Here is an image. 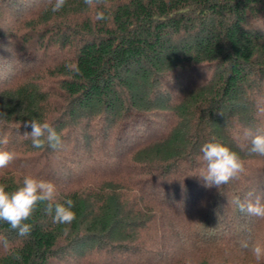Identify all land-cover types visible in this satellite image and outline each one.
<instances>
[{"label": "trees", "instance_id": "1", "mask_svg": "<svg viewBox=\"0 0 264 264\" xmlns=\"http://www.w3.org/2000/svg\"><path fill=\"white\" fill-rule=\"evenodd\" d=\"M106 6L110 18L96 21L83 0L56 13L49 0H0V149L16 153L0 183L50 180L76 213L57 224L39 206L27 238L0 223L11 242L0 264H182L174 254L219 227L226 244L257 242L264 220L231 200L264 201V156L241 149L242 129L264 128V0ZM31 119L50 123L65 147L33 148ZM212 138L246 169L219 190L197 176Z\"/></svg>", "mask_w": 264, "mask_h": 264}, {"label": "clouds", "instance_id": "2", "mask_svg": "<svg viewBox=\"0 0 264 264\" xmlns=\"http://www.w3.org/2000/svg\"><path fill=\"white\" fill-rule=\"evenodd\" d=\"M53 13L61 11L67 0H49ZM87 8L95 10V20L105 21L110 18L106 11V0H83ZM47 10V9H46ZM69 70L79 72L74 65H66ZM257 115L264 117V97L257 101ZM6 116L0 113V126L6 123ZM31 127L30 133H25V138L31 139L32 147L41 149L45 146L53 150H62L65 145L55 128L48 122L31 119L24 124ZM243 137L249 144L241 145L242 150L249 154L264 156V128L253 131L250 128L241 130ZM7 137L0 139V144L6 145ZM199 162L201 167L197 176L205 182V187H215L218 190L231 181L239 179L245 173V163L240 154L232 148L212 138L200 148ZM16 159V153L0 149V170L6 169ZM7 185L0 183V223L7 224L16 232L18 237L27 238L31 235L33 226L29 221L39 206L44 205V211L52 216L53 223L71 225L76 219L73 210L75 202L66 199L63 203L57 202L58 189L54 182L42 179L31 174L25 175L22 184L14 191L6 190ZM254 193H247L245 198L235 196L231 204L242 213L264 220V201ZM240 247L248 249L253 257L254 264H264V244L259 242L241 241ZM0 248L5 252L11 251V242L6 236H0ZM21 259L19 255L15 257Z\"/></svg>", "mask_w": 264, "mask_h": 264}, {"label": "rangeland", "instance_id": "3", "mask_svg": "<svg viewBox=\"0 0 264 264\" xmlns=\"http://www.w3.org/2000/svg\"><path fill=\"white\" fill-rule=\"evenodd\" d=\"M262 229L260 239L257 242L264 244V225ZM222 232L219 227L218 230H213V233H217L218 237L214 236L213 233H209L201 243L194 245L195 248L194 246L189 247L187 244L184 252L176 253L181 255L174 254V256L179 258L182 264H204L205 261L208 264H254L250 251L234 245L233 240L230 238L232 242L226 244L224 240L227 236H222ZM225 234L227 235L228 232H225ZM63 264H78V262L68 260Z\"/></svg>", "mask_w": 264, "mask_h": 264}]
</instances>
